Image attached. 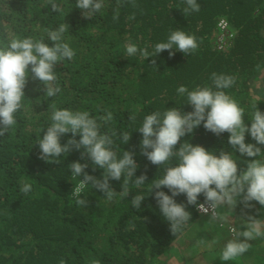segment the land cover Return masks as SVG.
<instances>
[{
    "label": "trees",
    "instance_id": "1",
    "mask_svg": "<svg viewBox=\"0 0 264 264\" xmlns=\"http://www.w3.org/2000/svg\"><path fill=\"white\" fill-rule=\"evenodd\" d=\"M54 2L61 11L53 12L49 0H0V42L33 37L52 46L47 33L66 23L64 42L75 51L72 60L55 66L61 89L56 96L48 98L42 83L30 75L23 107L15 114L17 123L0 136V264H60L61 260L65 264H91L92 260L100 264H264V238L249 241L250 249L233 261L220 259L226 242L236 238L229 227L236 233L246 230L249 216L264 221V206L256 201L250 202L251 208L240 200L235 208H217L224 217L219 220L201 214L195 205L187 204L186 195H178L174 199L187 205L191 220L176 237L171 233L154 196L155 191L171 192L161 188L150 194L152 180L163 176L164 166L158 168L141 154L142 134L137 131L144 117L155 111L173 107L182 113L192 111L178 87L210 86L213 73L236 78L224 91L245 109L249 127L256 107L264 113V0H197L200 11L189 15L180 10L186 7L185 0H123L118 20L113 19L118 0H104L91 19L76 8V0ZM222 22L227 23L225 29ZM175 29L197 38L195 53L185 56L173 49L171 57L169 50L155 58L127 56V43L152 52ZM51 104L87 111L92 117L111 112L112 120L101 122L100 130L131 135L126 145L119 136L114 138L113 150L118 158L125 150L134 153L139 165L135 177L146 175L145 184L137 188L130 183L127 197L117 195L112 200L89 184L81 193L86 206L78 205L72 192L83 175L74 178L70 164H88L85 172L96 178H102L103 170H93L90 159L82 160V150L65 153L59 157L60 164L39 158L36 142L51 123ZM229 135L216 136L201 124L180 143L188 141L217 155L232 153L241 169L252 159L264 158L241 156L229 145ZM71 138V133L65 134L61 144ZM245 143L256 142L246 133ZM257 146L264 151V145ZM172 163H177L175 158ZM123 181L124 176L109 183L120 192ZM24 183L32 185L28 194L19 190ZM135 195L145 197L139 209L131 204ZM203 202L201 194L198 203ZM198 240L204 243L198 245Z\"/></svg>",
    "mask_w": 264,
    "mask_h": 264
},
{
    "label": "clouds",
    "instance_id": "2",
    "mask_svg": "<svg viewBox=\"0 0 264 264\" xmlns=\"http://www.w3.org/2000/svg\"><path fill=\"white\" fill-rule=\"evenodd\" d=\"M122 3L123 0H118V5L113 10L114 20L119 19ZM185 4L186 7L180 9L184 15L200 11L201 6L197 0H185ZM49 5L53 12L61 11L54 0H49ZM103 6L104 0H76V8L88 19ZM68 28V24L62 23L56 29L49 30L47 39L52 42V46L43 38L33 37H14L6 43L0 42V136L5 135L17 123L15 114L23 107L24 89L30 75L33 80L42 83L44 94L48 98L61 91L57 84L55 66L64 60H72L75 56V51L64 42V34ZM198 47L197 38L181 29L171 31L167 41L155 44L152 52L147 47L139 48L132 42L125 45L127 56L139 54L145 59L155 58L165 50H169L170 57L174 56L173 49L188 56L195 53ZM152 64L155 65V59ZM210 79V86H197L193 90L183 85L178 87V94L186 95V104L192 107V111L182 113L177 107L165 108L163 112L155 111L144 117L137 130L142 134L141 154L158 168L164 166L163 176L152 180L150 194L161 188H167L171 192L168 195L164 191H155L154 196L162 217L169 222L170 231L175 237L191 220V213L186 210L187 205L177 203L174 199L178 195H186L187 204L195 205L203 214H208L211 210L212 218L219 220H224V217L216 209L224 205L235 208L238 200L246 208L252 207V201L264 206V158L252 159L241 169L232 153L221 151L217 155L214 151L188 141L180 143L182 137L193 133L203 124L205 130L216 136L229 133V145L241 156L264 157V151L257 146L264 145V113L256 107L251 113L249 127L244 119L245 109L224 91L235 84L236 78L213 73ZM49 107L52 111L51 123L42 138L40 136L36 142L40 149L39 158L49 164H60L59 157L65 153L68 154L72 149L82 150V160L90 159L92 167L95 166L93 170H103L102 178H96L85 172L88 164L78 161L70 164L74 178L83 175L72 192L78 205L86 206L87 201L81 198V193L89 184L102 192L108 200L117 195L127 197L130 183L137 188L145 184L146 175L135 177L139 165L134 159V153L125 150L122 158H118L113 150L114 138L119 136L126 145L131 135L127 132L118 134L115 130L102 133L100 130L101 122L112 120L111 112L92 117L87 111L60 109L55 104ZM130 119L134 120L135 116H130ZM68 133H71L72 138L61 144V137ZM246 133L250 134L255 144L245 143ZM77 135L80 137L78 140ZM173 158L177 163H172ZM122 176V190L116 192L109 181H121ZM31 189L30 183H24L19 190L28 194ZM201 194L205 198L204 203H198ZM144 199L143 195H135L131 199L132 207L139 209ZM233 232L236 238L229 239L224 245L220 255L222 261L237 259L250 249L249 241L264 238V221L249 216L246 230L236 233L233 229ZM203 243V240L197 241L198 245ZM60 264H65V261L61 260ZM91 264H100V261L92 260Z\"/></svg>",
    "mask_w": 264,
    "mask_h": 264
},
{
    "label": "built area",
    "instance_id": "3",
    "mask_svg": "<svg viewBox=\"0 0 264 264\" xmlns=\"http://www.w3.org/2000/svg\"><path fill=\"white\" fill-rule=\"evenodd\" d=\"M221 27H222V29H225L226 28V26H227V23L226 22H222L221 24ZM227 33V32H226ZM223 35H225V31H224V34ZM222 35V36H223ZM227 35V34H226ZM225 38V37H224ZM226 39V38H225ZM225 39H223L222 38V40H224V42L227 40H225ZM204 203V202H203ZM206 207H207V205H205ZM199 211V210H198ZM200 212V211H199ZM216 212H217V209H216ZM201 213V212H200ZM211 213V210H209V213L208 214H210ZM201 214H203V213H201ZM229 229H230V233H231V235L233 236L235 233L233 232V228H231V227H229Z\"/></svg>",
    "mask_w": 264,
    "mask_h": 264
},
{
    "label": "rangeland",
    "instance_id": "4",
    "mask_svg": "<svg viewBox=\"0 0 264 264\" xmlns=\"http://www.w3.org/2000/svg\"><path fill=\"white\" fill-rule=\"evenodd\" d=\"M202 218H203L202 220H204V221H208V220H209V218H208V217H205V216H202ZM208 222H209V221H208ZM243 222H244V221H243ZM231 237H232V236H231ZM221 248H222V247H221ZM221 248H220V249H221Z\"/></svg>",
    "mask_w": 264,
    "mask_h": 264
}]
</instances>
